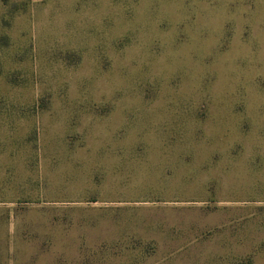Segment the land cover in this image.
Here are the masks:
<instances>
[{"label":"rangeland","instance_id":"1","mask_svg":"<svg viewBox=\"0 0 264 264\" xmlns=\"http://www.w3.org/2000/svg\"><path fill=\"white\" fill-rule=\"evenodd\" d=\"M0 264H264V0H0Z\"/></svg>","mask_w":264,"mask_h":264}]
</instances>
